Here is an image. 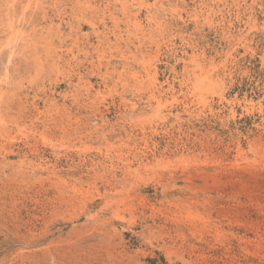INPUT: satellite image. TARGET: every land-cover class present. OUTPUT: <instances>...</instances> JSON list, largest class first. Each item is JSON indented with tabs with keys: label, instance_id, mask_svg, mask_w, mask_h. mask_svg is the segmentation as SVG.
<instances>
[{
	"label": "rangeland",
	"instance_id": "374dc122",
	"mask_svg": "<svg viewBox=\"0 0 264 264\" xmlns=\"http://www.w3.org/2000/svg\"><path fill=\"white\" fill-rule=\"evenodd\" d=\"M15 1L0 264H264V0Z\"/></svg>",
	"mask_w": 264,
	"mask_h": 264
},
{
	"label": "bare ground",
	"instance_id": "6f19581e",
	"mask_svg": "<svg viewBox=\"0 0 264 264\" xmlns=\"http://www.w3.org/2000/svg\"><path fill=\"white\" fill-rule=\"evenodd\" d=\"M12 1H13V0H12ZM14 1H15V0H14ZM19 1H20V0H19ZM40 1H41V0H40ZM60 1H62V0H60ZM63 1H64V0H63ZM70 1H71V0H70ZM85 1H86V0H85ZM89 1H90V0H89ZM2 2H3V1H2ZM15 2H16V1H15ZM15 2H14V3H15ZM31 2H32V0H31ZM51 2H52V1H51ZM80 2H81V1H80ZM122 2H123V1H122ZM14 3H13V4H14ZM29 3H30V0H29ZM54 3H56V2H54ZM70 3H71V2H70ZM112 3H113V2H112ZM0 4H1V3H0ZM23 4H24V3H23ZM30 4H31V3H30ZM35 4H36V3H35ZM40 4H41V3H40ZM40 4L38 3L37 5L39 6ZM10 5H11V4H10ZM18 5H20V4H18ZM28 5H29V4H28ZM37 5H36V6H37ZM48 5H49V3H48ZM75 5L78 6V4H75ZM81 5H82V3H81ZM86 5H87V4H85V6H86ZM91 5H92V4H91ZM126 5H127V4H126ZM21 6H22V4H21ZM24 6H25V5H24ZM72 6H73V5H72ZM82 6H84V5H82ZM0 7H1V6H0ZM4 7H5V6H4ZM12 7H13V5H12L10 8H12ZM19 7H20V6H19ZM45 7H46V6H45ZM78 7H79V6H78ZM93 7H95V6H93ZM126 7H127V6H126ZM5 8H7V7H5ZM13 8H14V7H13ZM37 8H38V7H37ZM46 8H47V7H46ZM67 8H69V7H67ZM83 8H84V7H83ZM83 8H82V9H83ZM91 8H92V7H91ZM17 9H18V7H17ZM56 9H58V8H56ZM62 9H63V8H62ZM70 9H73V8H70ZM75 9H76V8H75ZM84 9H85V8H84ZM87 9H88V8H87ZM1 10H2V8H1ZM14 10H16V9H14ZM14 10H13V11H14ZM19 10H20V9H19ZM23 10H24V9H23ZM51 10H54V9H51ZM65 10H66V9H65ZM72 11H73V10H72ZM9 13H10V12H9ZM15 13H16V12H15ZM24 13H25V12H24ZM29 13H31V11H29ZM53 13H54V12H53ZM63 13H65V11H64ZM76 13H77V12H76ZM7 14H8V13H7ZM11 14H12V13H11ZM51 14H52V13H51ZM65 14H66V13H65ZM65 14H64V15H65ZM83 14H84V13H83ZM22 15H23V14H22ZM31 15H33V14L31 13ZM35 15H36V14H35ZM39 15H40V14H39ZM47 15H48V14H47ZM52 15H53V14H52ZM64 15H63V16H64ZM5 16H6V15H5ZM5 16H4V17H5ZM8 16H9V15H8ZM11 16H12V15H11ZM14 16H15V15H13V17H14ZM16 16H17V17L20 16V13H19V15L16 14ZM57 16H58V14H57ZM59 16H60V15H59ZM1 17H2V16H1ZM23 17H24V16H23ZM29 17H30V16H29ZM38 17H39V16H38ZM50 17H51V16H50ZM19 18H20V17H19ZM30 18H31V17H30ZM62 18H63V17H62ZM6 19H7V18H6ZM21 19H22V17H21ZM37 19H38V18H37ZM39 19H40V18H39ZM54 19H55V18H54ZM117 19H118V18H117ZM13 20H14V22H17V21H15V19H13ZM30 20H31V19H30ZM115 20H116V19H115ZM7 21H8V20H7ZM11 21H12V20H11ZM22 21H24V20H22ZM28 21H29V20H28ZM44 21H45V19H44ZM44 21H43V22H44ZM47 21H48V20H47ZM49 21H50V20H49ZM117 21H118V20H117ZM117 21H116V22H117ZM1 22H2V21H1ZM3 22H4V21H3ZM50 22H51V21H50ZM25 23H26V20H25ZM13 24H14V23H13ZM18 24H19V22H18ZM18 24H17V27H18ZM37 24H38V23H37ZM53 24H54V23H53ZM10 25H11V24H10ZM21 25H22V24H21ZM21 25H20V27H21ZM26 25H27V24H26ZM44 25H45V24H44ZM44 25H43V26H44ZM7 26H8V25H7ZM35 26H36V25H35ZM40 26H41V25H40ZM12 27H13V26H12ZM29 27H30V26H29ZM45 27H46V26H45ZM36 28H37V27H36ZM18 29H19V28H18ZM20 29H21V28H20ZM25 29H26V28H25ZM31 29H32V28H31ZM33 29H35V28H33ZM22 30H23V29H22ZM36 30H37V29H36ZM24 31H25V30H24ZM43 31H44V30H43ZM2 32H3V31H2ZM10 32H11V31H10ZM27 32H29V31H27ZM37 32H38V31H37ZM61 32H62V31H61ZM61 32H60V33H61ZM14 33H15V32H14ZM17 33H19V31H17ZM30 33H31V32H30ZM39 33H40V32H39ZM45 33H46V32H45ZM11 34H13V33L11 32ZM15 34H16V33H15ZM20 34H21V33H20ZM22 34H23V33H22ZM24 34H26V33H24ZM54 34H55V33H54ZM56 34H57V33H56ZM61 34H63V33H61ZM65 34H66V33H65ZM5 35H7V34L5 33ZM8 35H9V34H8ZM16 35H18V34H16ZM16 35H15V36H16ZM31 35H32V37H33V34H31ZM39 35H40V34H39ZM41 35H42V34H41ZM68 35H69V34H68ZM2 36H3V35H2ZM51 36H52V35H51ZM56 36H58V35H56ZM66 36H67V34H66ZM5 37H6V36H5ZM16 37H17V39L19 38L18 36H16ZM16 37L14 38V34H13V39H16ZM20 37H21V36H20ZM26 37H27V36H26ZM40 37H41V36H40ZM40 37H36V38H40ZM48 37H49V36H48ZM58 37H60V36H58ZM8 38H9V37H8ZM10 38H12V37H10ZM36 38H35V39H36ZM41 38H42V37H41ZM51 38H52V37H51ZM64 38H65V37H64ZM67 38H69V37H67ZM75 38H76V37H75ZM1 39H2V38H1ZM5 39H7V38H5ZM17 39H16V40H17ZM22 39H23V38H22ZM44 39H45V38H44ZM44 39H43V40H44ZM23 40H24V39H23ZM30 40H31V39H30ZM37 40H40V39H37ZM51 40H52V39H51ZM56 40H57V38H56ZM5 41H6V40H5ZM8 41H9V39H8ZM12 41H13V40H12ZM25 41H26V38H25ZM47 41H48V40H47ZM53 41H54V40H53ZM6 42H7V41H6ZM17 42H18V41H17ZM31 42H32V41H31ZM39 42H40V41H39ZM43 42H44V41H43ZM51 42H52V41H51ZM76 42H77V41H76ZM21 43H22V42H21ZM28 43H29V41H28ZM44 43H45V42H44ZM63 43H64V42H63ZM1 44H2V43H1ZM1 44H0V45H1ZM8 44H9V43H8ZM13 44L15 45L16 43L14 42ZM19 44H20V43H19ZM40 44H41V43H40ZM45 44H48V43L46 42ZM45 44H44V45H45ZM54 44H55V43H54ZM4 45H5V44H3V47L5 48ZM10 45H11V43H10ZM10 45H9V47H10ZM27 45L29 46V44H27ZM36 45H37V44H36ZM11 46H12V45H11ZM16 46H17V45H16ZM37 46H39V45H37ZM47 46H48V45H47ZM49 46H50V44H49ZM23 47H24V46H23ZM29 47H31V46H29ZM45 47H46V46H45ZM51 47H52V46H51ZM53 47H54V46H53ZM1 48H2V47H1ZM26 48H27V47H26ZM38 48H39V47H38ZM20 49H21V48H20ZM30 49H31V48H30ZM32 49H33V48H32ZM32 49H31V50H32ZM49 49H50V48H49ZM54 49H55V48H54ZM36 50H37V49H36ZM52 50H53V49H52ZM61 50H63V49H61ZM5 51H6V50H4V52H5ZM7 51H8V49H7ZM13 51H14V50H13ZM13 51H12V52H13ZM17 51H18V50H17ZM55 51H57V50H55ZM46 52H47V51H46ZM51 52H52V51H51ZM0 53H1V52H0ZM52 53H53V52H52ZM52 53H51V54H52ZM47 54H48V52H47ZM49 54H50V52H49ZM59 54H60V53H59ZM59 54H58V55H59ZM58 57H59V56H58ZM60 57H61V56H60ZM59 59H60V58H59ZM2 111H3V110H2ZM0 112H1V111H0ZM0 116H1V114H0ZM3 116H4V115H3ZM3 120H4V119H3ZM97 230H98V229H97ZM88 246H89V245H88Z\"/></svg>",
	"mask_w": 264,
	"mask_h": 264
}]
</instances>
